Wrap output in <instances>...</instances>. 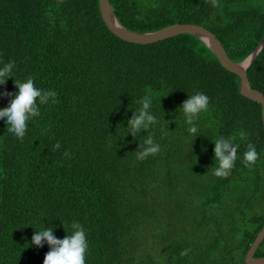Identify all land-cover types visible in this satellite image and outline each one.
<instances>
[{
	"label": "trees",
	"instance_id": "16d2710c",
	"mask_svg": "<svg viewBox=\"0 0 264 264\" xmlns=\"http://www.w3.org/2000/svg\"><path fill=\"white\" fill-rule=\"evenodd\" d=\"M218 3L109 0L132 32L200 25L239 63L264 37V0ZM8 62L12 78L0 92L15 94L14 80L31 77L59 102L39 105L22 142L0 119V264H43L49 246L33 245L34 232L52 227L62 239L73 222L86 232V264H245L264 224L261 105L241 96L239 77L200 40L124 42L106 28L98 0H0V67ZM246 72L264 94V47ZM196 92L210 103L193 139L179 107ZM145 95L158 122L133 138L127 121ZM12 98L0 96V108ZM148 135L161 150L141 161ZM221 136L237 146L226 178L214 175ZM249 143L259 154L251 168ZM254 257H264V240Z\"/></svg>",
	"mask_w": 264,
	"mask_h": 264
},
{
	"label": "clouds",
	"instance_id": "9594fccd",
	"mask_svg": "<svg viewBox=\"0 0 264 264\" xmlns=\"http://www.w3.org/2000/svg\"><path fill=\"white\" fill-rule=\"evenodd\" d=\"M211 5L220 7L218 0H211ZM13 68L14 64L12 62L5 63L3 67H0V85L5 84L9 78H12ZM14 86L18 89L15 94L7 91L0 92V96L13 97L9 100L7 107L0 108V119L4 120L7 125V131L14 134L22 142L28 128V122L40 115L39 105L48 104L49 101L55 104L59 101L56 99L57 93L55 91H45L37 88L34 84V79L31 77L23 82L14 80ZM140 103L142 107L137 112H133L131 118L127 121L129 129L127 134H130L133 138L142 131H148L152 125L158 122L156 117L150 113L152 97L145 95ZM209 103L210 100L207 95L196 92L188 96L179 107L193 139L200 135L197 122L200 114L208 110ZM246 135L245 132H240L241 138L246 137ZM233 139H226L221 136L214 142V160L218 164L214 170L216 177L226 178L231 174V170L237 160V146L234 144ZM60 147L59 141L53 145L54 150H59ZM137 149H141L140 144ZM160 150L159 144L154 142L152 135H148L143 141L142 149L137 153V159L142 161L150 155H156ZM63 156L70 158V153L65 151ZM258 159L259 154L255 146L249 143L247 150L243 153L244 165L251 168ZM62 225L65 230V225ZM69 227L71 229L70 234H65L62 239H58L53 235L52 227L34 232L31 237L33 245L41 247L46 242L49 246V251L44 256L43 264H86V254L88 252L86 232L78 222L71 223ZM186 254L187 250L181 252L182 256Z\"/></svg>",
	"mask_w": 264,
	"mask_h": 264
},
{
	"label": "water",
	"instance_id": "95a60500",
	"mask_svg": "<svg viewBox=\"0 0 264 264\" xmlns=\"http://www.w3.org/2000/svg\"><path fill=\"white\" fill-rule=\"evenodd\" d=\"M98 7L101 19L108 31L115 37L127 43L147 45L181 34L190 35L200 40L213 53L222 68L239 77V92L241 96L261 105L262 125L264 128V94L251 88L246 72L247 68L264 47V37L256 49L247 58L237 63L228 57L217 37L200 25L182 24L177 22L153 32L135 33L126 29L119 22L110 7L109 0H98ZM263 240L264 224L246 253L244 260L245 264H264V257H254L255 252Z\"/></svg>",
	"mask_w": 264,
	"mask_h": 264
}]
</instances>
